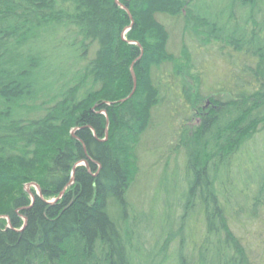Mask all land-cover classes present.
Segmentation results:
<instances>
[{
  "label": "trees",
  "instance_id": "1",
  "mask_svg": "<svg viewBox=\"0 0 264 264\" xmlns=\"http://www.w3.org/2000/svg\"><path fill=\"white\" fill-rule=\"evenodd\" d=\"M206 1L0 0V264H253L232 223L264 222V0ZM156 15L225 62L213 87ZM178 92L182 165L158 192L183 177L136 213L141 146Z\"/></svg>",
  "mask_w": 264,
  "mask_h": 264
},
{
  "label": "rangeland",
  "instance_id": "2",
  "mask_svg": "<svg viewBox=\"0 0 264 264\" xmlns=\"http://www.w3.org/2000/svg\"><path fill=\"white\" fill-rule=\"evenodd\" d=\"M204 2L208 3L206 0H200L199 3L204 4ZM214 4L217 6L218 2H215ZM201 7L203 6L201 5ZM156 19L158 21L161 20L169 27L171 31L169 48L174 54L178 53L181 41L188 45L193 65L190 69V73L196 76H199L201 73L204 85L200 86L202 92L204 89L206 90V87H213V84H215L216 78L219 75L220 70L218 71V68H223L225 71L227 69V67H225V62L221 61L218 57H214L213 51H206L205 47H200L196 41H192L191 37L183 35L181 25L175 23L174 20H168L163 15H156ZM56 66H58V64ZM168 71L169 70L166 68L163 74H160L162 85H169L171 82ZM182 81L189 84L190 80L189 77H187L185 78V81L184 79H181V84ZM170 86L174 91L177 89L175 81L174 85L171 83ZM179 87L180 85L178 84V88ZM165 101H168L167 106L163 105L158 111H156V115L153 118L154 127L150 129L146 136L144 135L146 140L143 141V145L141 146L142 155L141 161L139 162L140 169L128 198L132 203L134 212H140L144 215L149 214L150 207L157 206L155 201L165 202V200L170 201L173 198L174 193L176 192L173 190V184L176 182V179H173V177H177L179 180L184 174L181 170L175 172L173 177L169 174V183L165 188L160 187L158 192V181L163 174L165 167L168 166L169 169L172 168L175 160L180 167L182 165V154H178L175 151V147L178 143V129H180L179 127L181 124H185V120L189 116V110L186 106L187 102L180 97L179 92L176 96L171 94L168 97L166 96ZM205 102L206 100L202 102V105L205 104ZM169 104H171V107H168ZM159 129L163 131H158ZM262 140H264V132L257 140L258 148H255L256 153L264 151V147L261 146V144H263V142H261ZM251 145L252 141L245 147L244 151H246V148L250 151ZM251 170L252 169L249 168L248 173H251ZM29 188L30 187L27 186L26 189L29 190ZM152 211L157 212L158 210L155 209ZM177 212H179V210ZM201 227V223L197 221V216L191 217L188 232H191L190 235L192 234V237L200 232ZM232 227L235 234L238 235V237H241L242 243L247 248L246 250L249 251L248 255L250 261L253 264H264V222L247 221L237 223L236 221H233Z\"/></svg>",
  "mask_w": 264,
  "mask_h": 264
},
{
  "label": "water",
  "instance_id": "3",
  "mask_svg": "<svg viewBox=\"0 0 264 264\" xmlns=\"http://www.w3.org/2000/svg\"><path fill=\"white\" fill-rule=\"evenodd\" d=\"M130 73H131V76H132V79H133V83H134V87H135V75H134V72H133V70H132V67H131V69H130ZM134 87H133V89H134ZM84 164H85V163H84ZM75 167H76V165L73 167V169H72V173L74 172ZM34 186L37 188L38 195H40V191H39L38 187H37L36 185H34ZM33 199H34V198L32 197V200H33Z\"/></svg>",
  "mask_w": 264,
  "mask_h": 264
},
{
  "label": "bare ground",
  "instance_id": "4",
  "mask_svg": "<svg viewBox=\"0 0 264 264\" xmlns=\"http://www.w3.org/2000/svg\"><path fill=\"white\" fill-rule=\"evenodd\" d=\"M133 87H134V83H133ZM84 164V163H83ZM85 165H86V163H85Z\"/></svg>",
  "mask_w": 264,
  "mask_h": 264
}]
</instances>
